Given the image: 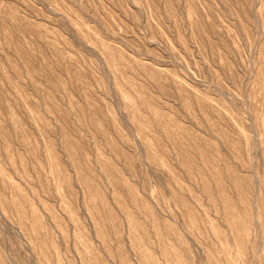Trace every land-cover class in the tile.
Returning a JSON list of instances; mask_svg holds the SVG:
<instances>
[{"label":"rangeland","instance_id":"1","mask_svg":"<svg viewBox=\"0 0 264 264\" xmlns=\"http://www.w3.org/2000/svg\"><path fill=\"white\" fill-rule=\"evenodd\" d=\"M0 264H264V0H0Z\"/></svg>","mask_w":264,"mask_h":264}]
</instances>
